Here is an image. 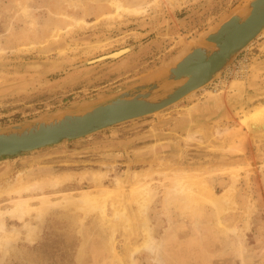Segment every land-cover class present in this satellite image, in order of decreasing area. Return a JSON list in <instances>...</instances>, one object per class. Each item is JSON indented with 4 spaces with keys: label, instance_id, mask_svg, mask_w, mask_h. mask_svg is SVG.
<instances>
[{
    "label": "rangeland",
    "instance_id": "obj_1",
    "mask_svg": "<svg viewBox=\"0 0 264 264\" xmlns=\"http://www.w3.org/2000/svg\"><path fill=\"white\" fill-rule=\"evenodd\" d=\"M119 1L137 11L118 10L110 0H0V128L102 101L118 87L158 76L250 0ZM235 69L238 74L232 73ZM233 80L240 82L244 96L232 105ZM174 81L172 87L181 82ZM220 88L222 106L205 119L213 112L206 90ZM195 102L199 108L191 112L192 120L172 122L173 117H190L183 110ZM198 124L204 136L199 131L200 140L185 143L186 130ZM213 125L226 129L224 135L237 140L238 149L226 148ZM0 166V189L13 183L18 172L27 181L60 171L105 174L96 182L76 172L56 186L1 192L3 223L17 230L18 238L7 245L0 264H123L111 242L119 255H126L139 238L104 220L78 197L82 190L92 194L98 187H112L126 170L143 168L152 172L115 189L124 199L123 213L133 219L132 192L145 185L150 190L145 216L160 254L140 249L132 254L134 264H264V35L239 51L204 88L159 112L1 157ZM182 169L202 177L215 193L236 180L234 204L223 212L211 200L189 207L172 186ZM43 195L45 202L39 198ZM18 196H33L21 219L11 201ZM105 214H113L108 204Z\"/></svg>",
    "mask_w": 264,
    "mask_h": 264
},
{
    "label": "water",
    "instance_id": "obj_2",
    "mask_svg": "<svg viewBox=\"0 0 264 264\" xmlns=\"http://www.w3.org/2000/svg\"><path fill=\"white\" fill-rule=\"evenodd\" d=\"M263 27L264 0H250L246 9L231 13L158 76H149L129 88L118 87L113 96L102 101L83 107L68 106L59 115L0 128V158L81 138L162 110L214 79L215 73ZM208 42L213 43V49L205 46ZM177 79L184 81L172 87Z\"/></svg>",
    "mask_w": 264,
    "mask_h": 264
},
{
    "label": "bare ground",
    "instance_id": "obj_3",
    "mask_svg": "<svg viewBox=\"0 0 264 264\" xmlns=\"http://www.w3.org/2000/svg\"><path fill=\"white\" fill-rule=\"evenodd\" d=\"M110 3H112L111 5H115L116 9H118V10L135 11V12L137 11V9L134 7H132L134 9H129V7H125V6L123 7V5L120 3L119 0H110ZM119 14L121 15V13H119ZM112 17L113 16H111L110 18H112ZM108 18H109V16H108ZM80 20L81 19H78V20L76 19L75 22H78ZM83 22H85V21H83ZM82 24L80 23L81 26H82ZM85 24H86V22H85ZM77 25H78V23H77ZM80 25H78V26H80ZM53 32H54V30H53ZM57 32H59V31H57ZM52 33H51V36H52ZM262 35H264V27L254 37V39L256 37H259ZM254 39H252V40H254ZM177 42H179V41H177ZM250 42H248L247 45ZM247 45H245V46H247ZM205 46H207L210 50L214 48L213 43H209V42ZM181 56L178 57V59H176L175 61H173V63H171V65H169L168 68H170L171 66H174L175 63L181 58ZM229 61L230 60H228L226 64H228ZM225 65H223V67L219 71L223 70ZM31 67L32 66H30V68ZM39 67H40V64H39ZM219 71L216 72L215 75H218ZM212 79L213 78H211L207 83H205L201 87L190 91L189 93L184 95L179 100L186 98L188 95H190L191 93H193L194 91H196L198 89L204 88L207 84H209L212 81ZM177 80H180L181 81L180 83H182L184 81V79H177ZM223 83H225V79H222L221 84H223ZM231 85L233 87H235L237 91H236V93H234L232 95V98H231L232 101H230V103L231 104L234 102L238 103V101H241L243 96H244L243 93H241V91H242L241 90V84L239 81L233 80V81H231ZM222 90H223V88H220L219 90H210V89L206 90L207 95H208L207 99L209 98V101L213 102L212 103L213 112L206 115L205 119H210L213 116L212 113L215 112V108H220L222 106V99H221L222 98V93H221ZM179 100L173 102L172 104L178 102ZM172 104H170V105H172ZM170 105H168V106H170ZM197 107H198V103L195 102V103H192L190 105L188 104L187 106H185L183 111H185L184 113H187V115L190 116L191 112L194 111L195 109H197ZM159 111L160 110H158L156 112H159ZM177 117L172 118V120H173L172 122L174 124L175 123L177 124V122L174 121L176 119L177 120L180 119L181 121L179 120L178 122L181 123L183 120H186L188 122L189 119L192 120V118H193L191 116L190 117L185 116L186 117L185 119L183 118V116H177ZM170 120H171V118H170ZM199 127H200V125H199ZM199 127L198 128L195 127L194 129H187L186 130L187 132L185 133V135L183 134L184 135L183 140L185 143H190L192 141H193V143H196L194 141L195 139H197V140L201 139L200 134L203 135L202 130L205 131V129L200 127V130H199ZM212 130H213L212 132L216 136L218 135L220 137H223V139L225 140V143H226V146H225L226 148L229 147L231 150H234V149L237 150L238 149L239 146L237 144V140L226 138V136L224 135L226 133L225 132L226 129L222 130L218 126L213 125ZM199 131H200V134H199V139H198V135H196V133H198ZM137 137H139V135H137ZM220 147L223 148V146H220ZM221 156L225 157L226 155L222 154ZM220 165L221 164H219L217 166H210L209 168L216 169V168L221 167ZM150 171L152 172L151 168L126 170L122 176H116L114 178V182H113L114 185L112 187H107V186L98 187L97 191L95 193H92V194L90 193L89 190H82L80 196L78 197L79 201H81L82 203H88V204L91 203L93 208L97 209L99 211L101 217L104 220L112 223L113 226H117V224H121L125 230H127L132 235H135L136 238H139L137 243H134L131 248L129 247L130 249H127L128 252L126 253V255H119L118 252L112 247L113 244L111 242L110 245H111L112 251L114 252V255L123 264H134L132 261V254L136 251H139L140 249H146V250L152 252L154 257H158L160 254L159 253V241L155 240V238L152 236L151 231H150V227L147 225V219L145 216L147 204H148L149 199H150L149 198L150 197V190L147 187V185L143 186L139 190L132 192V195L135 197L133 199L136 202V206H137V209L135 211L136 216L134 217V219L130 215L123 213V209L126 206L124 204V199L121 197L119 192L115 191V189L122 183V181H125L126 179L127 180L130 179V181L137 182L140 178H144V177L148 176L151 173ZM178 171H180V170L178 169ZM76 172L80 175L81 178L84 177V178H87V179H90V180H93L96 182L100 181L105 175L102 171L91 170V169L74 171V172L60 171V172H56L53 174L51 173L48 175L40 176L38 178L27 181L22 177L21 172H18L16 177L14 178L13 183H9L8 185L3 186L0 189V193L5 192L7 194H10V193L20 194L23 191H28L31 189H40L44 185L56 186V185L62 183L65 179L72 177V175L75 174ZM182 172L184 173L183 169H182ZM236 178H237V176H236ZM203 180L204 179L200 176L189 175L186 173H184L182 175V173L180 172V175H178L176 178L173 179V182H172L173 185L172 186H175V188L177 187L179 189V191L182 193V195L184 197H186L187 201L186 200L185 201L187 202L186 204L189 207L194 206L196 203H200L203 200H211V201L216 203L218 211L223 212L224 210L228 209L232 204H234V199H233L234 198V191L237 187L236 180L233 179V182L228 184L227 186H225L224 189L220 193L213 192L210 189V187L205 185L206 183ZM31 198H33V196H30V197L18 196L16 198L11 199V201L14 204V208L18 213V218L21 219L22 218L21 215L25 214L26 211H29L28 210L30 207L29 199H31ZM39 198H40L41 202H45L47 197H45V195H43V196H39ZM107 204L110 205L112 207V210H113V214L110 217L105 214V206ZM33 207L34 206H32V208ZM135 220H138L139 225L136 224ZM17 238H18V231L17 230L8 229L5 227V225L3 223V219L1 217V210H0V262L7 252V248H8L7 245H9V243H11V242H14Z\"/></svg>",
    "mask_w": 264,
    "mask_h": 264
},
{
    "label": "built area",
    "instance_id": "obj_4",
    "mask_svg": "<svg viewBox=\"0 0 264 264\" xmlns=\"http://www.w3.org/2000/svg\"><path fill=\"white\" fill-rule=\"evenodd\" d=\"M237 71H238V70H237V69H235V70H233V72H232V73H233V74H238V73H237Z\"/></svg>",
    "mask_w": 264,
    "mask_h": 264
},
{
    "label": "crops",
    "instance_id": "obj_5",
    "mask_svg": "<svg viewBox=\"0 0 264 264\" xmlns=\"http://www.w3.org/2000/svg\"><path fill=\"white\" fill-rule=\"evenodd\" d=\"M225 157H227V155Z\"/></svg>",
    "mask_w": 264,
    "mask_h": 264
}]
</instances>
